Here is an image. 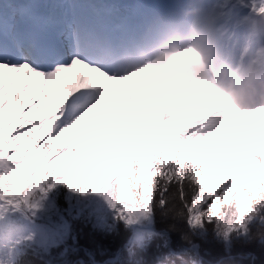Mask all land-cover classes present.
<instances>
[{
	"label": "snow or ice",
	"instance_id": "6c2138e0",
	"mask_svg": "<svg viewBox=\"0 0 264 264\" xmlns=\"http://www.w3.org/2000/svg\"><path fill=\"white\" fill-rule=\"evenodd\" d=\"M239 2L253 13L264 15V0ZM84 29L97 43L115 39L113 30ZM25 68V86L27 75L40 77L37 91L28 101L25 111L34 110L48 90L69 74L71 79L66 83L67 91L62 93L60 102L53 105L51 113L43 117L21 114L17 121V113H20L17 107L6 124L5 106L11 103L16 93L6 94L5 84L11 86L15 74ZM5 69L9 71L8 80L3 78ZM89 72L99 73L100 78L90 77ZM123 80L124 87L106 102L108 82L119 84L121 78L82 55L78 43L70 45L59 34L42 32L27 7L0 13V204L18 206L32 186L48 174H58L63 177V182L82 188L79 180L68 178L67 171H59V165L49 155L51 150L44 153L47 163L37 157L34 150L52 143L53 139L59 143L65 133L68 134L66 147L71 149L75 137L73 130L94 109L102 113L100 132L110 133L119 139V116L113 117L106 106L110 104L111 109L123 106L133 112L143 108L147 114L141 116L135 132L132 130L133 121L129 114H125L121 150L126 149L134 139L139 144L141 137L150 141L151 145L149 149L148 143H145L139 151L125 153L118 173L95 177L104 182L106 190L103 192L108 194L113 208L122 217L124 214L131 216L137 212H151L153 201L159 197L157 203L160 207L172 203L178 205L181 213L186 212L190 226L211 221L213 217L222 221L224 235L227 236L236 225L243 226L246 214L255 211V203L259 202L264 207V152H258L255 147L250 153L245 152L256 162L251 173L239 170L235 163L217 165L215 159L205 162L207 153L220 148L219 144L209 146V142L220 132L229 109L234 110L228 137L231 145L237 142L233 134L236 121L242 115L248 116L242 127H264V105L242 109L217 92L210 83L193 81L190 86L181 84L174 87L173 92L178 94L179 100L200 93V103L204 107L190 118L181 120L178 112L183 105L178 101L145 107V86L134 90L130 78ZM172 83L175 85L174 79ZM13 122H16L14 132L6 133V128H11ZM166 125L176 127L172 128L171 138L161 143L160 131ZM28 137H32L30 144H26ZM250 139L251 136L245 138V148ZM220 151L221 154L235 155L231 148H220ZM213 174H216L215 179L211 178ZM225 180L228 182L222 184ZM108 181H112L110 187L107 186ZM129 191L135 194L134 206L127 202L126 193ZM0 264L7 262L0 261Z\"/></svg>",
	"mask_w": 264,
	"mask_h": 264
},
{
	"label": "trees",
	"instance_id": "16d2710c",
	"mask_svg": "<svg viewBox=\"0 0 264 264\" xmlns=\"http://www.w3.org/2000/svg\"><path fill=\"white\" fill-rule=\"evenodd\" d=\"M160 137L163 143L165 137H171V130ZM145 143L143 138L139 144L134 139L125 153L139 151ZM88 151L86 148L81 159L59 170L67 171L68 178L79 180L82 188L63 182L58 174H48L36 182L30 193V200L45 195L51 198L58 215L67 224L65 241L45 250L34 244L13 248L2 243L0 261L7 264H96L94 261L100 264H264V219H261L264 207L261 204L255 203V211L242 222L243 226L236 225L227 236L222 221L213 217L211 221L190 226L186 212L181 213L178 205L172 203L160 207L159 197L153 201L151 212L122 217L103 192L104 182L95 178L98 174L106 177L120 171L117 149L105 148L103 168L89 162ZM234 152L231 161L238 165L239 154L237 150ZM37 157L44 160L40 155ZM111 183L108 181L109 187ZM126 196L127 202L134 206L135 194L129 191ZM134 225L141 229H135Z\"/></svg>",
	"mask_w": 264,
	"mask_h": 264
},
{
	"label": "rangeland",
	"instance_id": "374dc122",
	"mask_svg": "<svg viewBox=\"0 0 264 264\" xmlns=\"http://www.w3.org/2000/svg\"><path fill=\"white\" fill-rule=\"evenodd\" d=\"M197 66H199V61L196 58ZM27 70V69H26ZM137 73L133 76H130V81L133 79L134 82L139 80ZM172 77V73L169 75V77H166L164 79L165 82H169ZM21 82H19V85ZM218 87V86H217ZM219 88V87H218ZM54 89L57 92H60V86L56 85ZM219 90L222 92H219L221 94H224L221 88ZM159 92V91H158ZM30 95V92L23 98L24 100ZM50 93H47L45 96V99L51 102H56L55 100H50ZM31 99V98H30ZM158 102L165 103V99L163 97L162 91L159 92L158 96ZM172 101H176L175 99H172ZM181 105H183L178 115L181 118V120H185L190 118L191 116L197 114L199 111L203 110L204 105L200 103V96L195 95L190 98H185L182 101H178ZM258 103V102H257ZM145 107L154 105L153 102H148L147 104L144 102ZM261 105V104H257ZM256 105V106H257ZM15 106L14 104L10 106L5 107V123L7 124L9 120L12 118V114L14 113L12 111V107ZM11 107V108H10ZM23 107V105H22ZM20 108V113L21 109ZM255 107V106H254ZM46 112L45 105H41L39 107H36L32 111H28V116H34V117H43ZM20 113H17V121L20 118ZM113 117H116V112H112ZM127 113L130 114L131 110H127ZM147 114L144 112L143 108H138L136 113V118H130L133 121L132 130L133 132L136 131L137 126L139 125L141 116H146ZM232 109H229V115L225 118V123L221 127L220 132L217 134L216 137L212 139V141L209 142V146L219 144L220 148L228 149L231 148L238 151L239 154V170H245L248 173H251V164H250V155L244 156L243 155V146H244V140H245V131L240 128L243 125V118L240 117L237 121V127L236 131L233 134L235 140L238 142H234L233 144L228 143V137L230 134V125L232 123V117H233ZM99 119L97 121H89L87 123L86 131L83 132L82 129L79 131V126L77 125L76 128L73 130L75 133V137L73 140V144L71 149H68L66 145L68 144V137H65L64 139H60L59 143H57L56 139L52 140V143L47 145H42L41 147L35 149L36 156H39L44 158V162L47 163V159L44 157V153L46 151H49V155L53 157V161H57L59 165V170H62L66 167H68L71 162H76L79 159L82 158L84 155L86 148H89V162H95V164H98L101 168L105 166V160H106V154H105V148L111 147L116 148L118 153V160L119 164L122 165L123 160L122 157L125 154V149L123 151L121 150V145L124 139L123 136V129H124V119H121L119 121L120 123V135L119 139L114 138L110 133H101L100 132V119L102 116V113L98 114ZM158 121V117H157ZM16 122H13L11 128H7L8 132H14ZM176 127L175 125L169 127L165 126L160 131V136H162L163 132H166L168 130L172 131V128ZM245 128V127H244ZM84 129V127H83ZM36 134L34 133L33 136ZM143 138V137H141ZM166 139H169L171 137H165ZM7 140V139H6ZM143 140H145L143 138ZM32 141V137H28L26 140V144H30ZM150 148V141H146ZM220 148L216 149L214 152L207 153L206 159H215L217 161V164H219L220 160L222 163H227L229 165L232 164L231 156H229L227 153L221 154ZM57 153H59L57 155ZM227 157V158H225ZM223 171H228V169H224ZM212 179L216 178V174H213ZM245 180H247V177H245ZM36 184H34L27 194L25 200L21 202L19 205H21L22 209L20 208V212H15L16 207L15 206H2L0 204V242L2 243H9L13 248H17L19 245L23 244H34L38 247L43 248L44 250L54 246L59 243H63L65 241V238L67 236L68 228L65 219L62 216L58 215V212L55 208V205L53 204L52 200L47 196H43L40 198H37L35 200H30V193L34 189ZM109 187V185H107ZM106 190V189H105ZM18 205V206H19ZM256 205H260L259 202L256 203ZM255 209V207H254ZM254 212V211H253ZM251 213V212H250ZM250 213L246 214L245 219H247L250 215ZM253 215V213H252ZM35 222V223H34ZM44 224V225H42Z\"/></svg>",
	"mask_w": 264,
	"mask_h": 264
},
{
	"label": "bare ground",
	"instance_id": "6f19581e",
	"mask_svg": "<svg viewBox=\"0 0 264 264\" xmlns=\"http://www.w3.org/2000/svg\"><path fill=\"white\" fill-rule=\"evenodd\" d=\"M61 0H56V2H60ZM195 3L198 4V0H194ZM200 3L197 9H202L204 6H207L208 0H199ZM223 3L219 1V4L213 8H210L209 15L199 16L196 20L198 22L203 21L207 26L213 28L214 30L219 31L222 39L230 46H233L235 49L234 54L236 55L235 67L233 73H237V70L243 72L242 74L239 72V75L244 77V73L247 74L246 78L250 79L252 77L259 79L262 75H264V53L258 51V47L262 46L259 44L260 42H264V39L259 38V36L254 32L253 27V18L255 13L251 11L249 7L243 5L239 2V0H222ZM202 15V14H201ZM254 39H256L255 44L253 46L247 47L246 39L249 35H253ZM252 38V37H250ZM242 39V45L245 44L242 48L237 46V43ZM186 42V48L181 52L175 55L167 56L165 59L156 62L157 64L146 67L144 70L140 71L138 74L139 80L136 82L131 80L134 85V90L138 89L141 85L145 86V96L144 102L147 104L148 102H153L157 104L158 102V93L163 89L164 79L169 77V74L172 73V77L170 78V82L175 80L174 87H178L179 85H191L193 81H203V76L201 77V71L199 68L195 67V58L201 57L198 54V51L195 49V45L190 41ZM264 47V45H263ZM192 54V55H191ZM195 56V57H194ZM201 64V63H200ZM144 72V73H142ZM204 76L206 77L208 83H210L213 88L217 92H221L217 87L216 83L212 80L211 77H208V71L203 70ZM27 70L21 69L15 76L12 78L13 82L11 86L7 83L5 84V93L11 94V92L16 93V97L11 101L10 104H6V106H10L14 104L15 106H11L13 112H16L17 107L21 108V114L27 115L28 111H25L26 106L30 98H32L33 94L37 91V88L40 84V77L35 74L27 75V85L25 86V78H26ZM89 76H95L97 79L100 78L99 73L89 72ZM3 78L8 80L10 78L9 71L7 69L3 70ZM210 78V79H209ZM71 79V75L65 77V80L61 81L59 84L60 92H57L54 87L48 90L50 93V100H55L56 102H51L45 99L39 101L36 107L41 105H45L46 113H51L53 111V105L58 104L60 102L61 95L64 91H67L66 83ZM19 82L21 84L19 85ZM123 82L117 84L116 82H108L109 87L106 93V102L110 101L111 97L115 95V93L121 90L124 87ZM169 86V84H168ZM167 86V87H168ZM173 87V88H174ZM23 89V91H22ZM164 91V90H163ZM30 92V95L24 100L25 96ZM165 96L174 97L176 101L179 100L178 94L173 92L172 90L165 89ZM172 95V96H171ZM196 95L200 96L201 94L197 93ZM228 98L227 95H224ZM169 97V98H170ZM229 99V98H228ZM184 100V99H183ZM157 101V102H156ZM5 106V107H6ZM107 107L113 112H116V116H119V121L124 119L125 114L128 109H125L123 106L117 107L116 109H111L110 104H106ZM254 105L252 104L250 108ZM239 107V106H238ZM34 108V109H35ZM244 108V107H240ZM247 108V107H246ZM137 109L129 114L130 118H136ZM234 114V110H232ZM44 114V115H45ZM97 110H93V112L89 113L87 117H85L78 125L79 131L82 129L83 132L86 131V125L89 121H97L99 119ZM243 120L247 119V114L241 116ZM84 127V129H83ZM245 131V138L251 136V139L247 141V148H245V140L243 146V155L245 152L250 153L252 148L255 147L258 152H264V127L259 125L255 127H240ZM68 137V134L65 133L64 137ZM255 161L250 159L251 170H254ZM2 206H6L7 204H1Z\"/></svg>",
	"mask_w": 264,
	"mask_h": 264
},
{
	"label": "clouds",
	"instance_id": "9594fccd",
	"mask_svg": "<svg viewBox=\"0 0 264 264\" xmlns=\"http://www.w3.org/2000/svg\"><path fill=\"white\" fill-rule=\"evenodd\" d=\"M220 88L229 100L239 107H248L257 102L264 105V75L259 79L250 78L245 87L239 91L234 90L230 82L221 83Z\"/></svg>",
	"mask_w": 264,
	"mask_h": 264
},
{
	"label": "water",
	"instance_id": "95a60500",
	"mask_svg": "<svg viewBox=\"0 0 264 264\" xmlns=\"http://www.w3.org/2000/svg\"><path fill=\"white\" fill-rule=\"evenodd\" d=\"M256 21V28L259 34L263 35L264 34V15L257 14L255 17Z\"/></svg>",
	"mask_w": 264,
	"mask_h": 264
}]
</instances>
